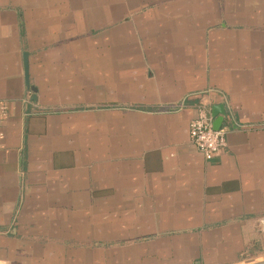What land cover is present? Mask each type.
<instances>
[{"label":"crops","instance_id":"1","mask_svg":"<svg viewBox=\"0 0 264 264\" xmlns=\"http://www.w3.org/2000/svg\"><path fill=\"white\" fill-rule=\"evenodd\" d=\"M0 100V264L264 257V0H0Z\"/></svg>","mask_w":264,"mask_h":264},{"label":"built area","instance_id":"2","mask_svg":"<svg viewBox=\"0 0 264 264\" xmlns=\"http://www.w3.org/2000/svg\"><path fill=\"white\" fill-rule=\"evenodd\" d=\"M9 114V103L0 100V123ZM213 116L208 105H197V115L190 123V137L199 151L207 160L215 157L216 153L227 146V129H214ZM261 229L264 231V217L260 219Z\"/></svg>","mask_w":264,"mask_h":264},{"label":"water","instance_id":"3","mask_svg":"<svg viewBox=\"0 0 264 264\" xmlns=\"http://www.w3.org/2000/svg\"><path fill=\"white\" fill-rule=\"evenodd\" d=\"M24 62H25V73H26V80L28 83V86L35 91L34 87L32 85H30V81H29V61H28V54L25 53V57H24ZM35 98V97H34ZM212 116L214 117L213 120V127L214 129H220L224 119V116H226V111L224 110L223 105H216L213 107V113ZM249 264H264V260H260V261H255Z\"/></svg>","mask_w":264,"mask_h":264},{"label":"rangeland","instance_id":"4","mask_svg":"<svg viewBox=\"0 0 264 264\" xmlns=\"http://www.w3.org/2000/svg\"><path fill=\"white\" fill-rule=\"evenodd\" d=\"M260 260H264V257H263L262 259H260ZM260 260H259V261H260ZM254 262H255V261H254ZM248 264H249V263H248Z\"/></svg>","mask_w":264,"mask_h":264}]
</instances>
